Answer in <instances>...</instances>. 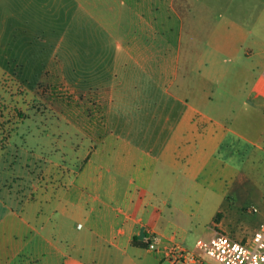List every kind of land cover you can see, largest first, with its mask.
<instances>
[{
    "label": "crops",
    "instance_id": "obj_1",
    "mask_svg": "<svg viewBox=\"0 0 264 264\" xmlns=\"http://www.w3.org/2000/svg\"><path fill=\"white\" fill-rule=\"evenodd\" d=\"M263 32L264 0H0V73L20 110L39 89L51 98L28 108L19 157L0 156V264H172L173 241L195 252L227 149L252 131L263 146V78L244 89L235 76Z\"/></svg>",
    "mask_w": 264,
    "mask_h": 264
},
{
    "label": "rangeland",
    "instance_id": "obj_2",
    "mask_svg": "<svg viewBox=\"0 0 264 264\" xmlns=\"http://www.w3.org/2000/svg\"><path fill=\"white\" fill-rule=\"evenodd\" d=\"M262 44L260 51H254L252 57L241 61L235 73L236 85L246 89L258 76L262 80L264 42ZM13 87V84L8 83V78L0 73V153L3 150L0 156L11 149L14 150L11 155L15 158L19 157L20 152L14 148L17 144L13 142V131L29 125L30 116L27 115L29 107L45 108V104L51 105V98L47 97V91L39 89L42 99L33 98L25 105L26 107L21 106L20 110L19 102L14 98ZM61 91L65 90L56 88L53 93L61 97L63 96ZM92 108L93 113L96 112L98 115V110L94 109L93 105ZM244 134L247 135L246 137L249 136L251 142L239 140L227 149L229 152L225 155L226 172L222 176L223 180H215L213 188L216 192L218 185L221 184L225 195L222 198L219 194L212 193L207 198V202L202 204L201 210L204 212L200 213L202 216L200 225L191 229L188 234L192 242L196 238L208 239L213 231L226 233L236 240L246 241L261 224H264V141L262 148H255L253 144L258 142L255 139L256 133L252 131ZM10 145L13 147L8 148ZM24 150L30 152L28 148ZM6 152L9 155V152ZM237 170H239L238 179L234 177V172ZM218 208L222 210L218 212ZM211 216L214 223L220 222V224L212 226Z\"/></svg>",
    "mask_w": 264,
    "mask_h": 264
},
{
    "label": "built area",
    "instance_id": "obj_3",
    "mask_svg": "<svg viewBox=\"0 0 264 264\" xmlns=\"http://www.w3.org/2000/svg\"><path fill=\"white\" fill-rule=\"evenodd\" d=\"M264 79V65L261 69ZM160 238L152 236L147 240L146 248L155 250ZM195 252L184 248L178 242H172L167 258L172 264H199L201 257H208L216 264H264V224H261L246 240H236L226 233L215 231L208 238L195 241Z\"/></svg>",
    "mask_w": 264,
    "mask_h": 264
},
{
    "label": "trees",
    "instance_id": "obj_4",
    "mask_svg": "<svg viewBox=\"0 0 264 264\" xmlns=\"http://www.w3.org/2000/svg\"><path fill=\"white\" fill-rule=\"evenodd\" d=\"M40 86H42V85H39V87ZM28 134H29V128L27 127L26 128V130H24L23 132H20V131H13V139H15V138H19V136L18 137H16L17 135H20L21 136V138H25V139H27V136H28ZM15 141H16V139H15ZM15 143H17V142H15ZM24 143L22 142V145H23ZM27 145L28 144H25V146L27 147ZM28 149H29V147H27Z\"/></svg>",
    "mask_w": 264,
    "mask_h": 264
}]
</instances>
